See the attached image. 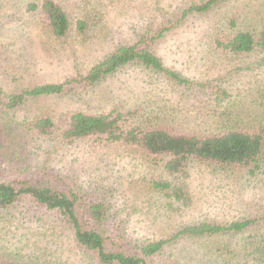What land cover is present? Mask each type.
<instances>
[{"label":"rangeland","instance_id":"rangeland-1","mask_svg":"<svg viewBox=\"0 0 264 264\" xmlns=\"http://www.w3.org/2000/svg\"><path fill=\"white\" fill-rule=\"evenodd\" d=\"M55 1L70 23L63 38L53 36L39 8L30 6L41 0H0V99L36 85L70 80L60 94L30 98L13 109L3 107L0 123L6 137L0 180L24 177L74 191L82 206L102 203L103 218L94 227L100 228L108 248L114 239L117 247L136 249L144 241L167 238L181 226L200 221L230 223L264 216V166L250 175L245 168L190 159L183 173L171 177L139 150L92 139L67 143L57 137L59 132L43 136L23 125L40 116L57 123L71 110L125 112L131 107L137 109L142 125L152 123L176 133L206 135L255 125L264 117V50L236 55L216 49L211 41L219 27L220 33L233 31L226 24L230 18L240 29L262 23L264 0H225L179 22L182 10L199 0ZM80 19L87 23L84 35L75 31ZM170 25L152 50L191 85H177L136 64L91 85L75 82L118 46L134 44ZM154 175L185 183L187 204L151 189L148 182ZM256 235H264V224L235 235L177 239L156 260L261 264V256L250 254L248 247ZM4 253L35 264H96L58 218L25 200L0 211V254Z\"/></svg>","mask_w":264,"mask_h":264},{"label":"trees","instance_id":"trees-1","mask_svg":"<svg viewBox=\"0 0 264 264\" xmlns=\"http://www.w3.org/2000/svg\"><path fill=\"white\" fill-rule=\"evenodd\" d=\"M223 1L225 0L192 2L182 10L177 22L184 20L191 13L207 12ZM30 6L32 9L39 8L53 36L63 38L68 34L69 20L55 0H41L38 6L35 4ZM261 22L240 29L235 19L230 18L226 24L228 29L232 28L233 31L230 34L220 33L222 29L219 27L212 37L211 44L216 49L236 55L253 50H264V21ZM86 24L84 20H78L75 31L84 35ZM171 26H163L155 35L141 36L134 44L118 46L94 64L85 75H79L75 82L91 85L126 65L136 64L164 76L177 85L183 87L191 85L189 79L166 67L152 50V44L161 39ZM68 84L70 80L45 83L10 94L4 97L6 98L4 101L0 99V112L3 107L13 109L30 98L60 94ZM136 114L137 109L134 107L125 112L116 109L97 113L71 110L62 113L57 123L50 116H40L24 121L23 125L28 131L43 136H52L55 132H59L57 137L67 143L92 139L118 143L139 150L149 158L150 162L160 165L164 173L171 177L183 173L184 166L190 159L245 168L250 175H254L257 169L264 166V117L248 128L229 127L222 132L202 135L171 132L147 122L142 125ZM5 137L6 127L0 123V160ZM148 185L173 202L187 204L189 201L187 186L182 181H172L161 175H154ZM22 200L28 201L35 208L45 209L58 218L72 235L75 244L90 253L96 264H155L163 250L177 239L235 235L264 224V216L243 218L230 223L200 221L181 226L167 238L144 241L136 249L117 247V241L114 239L113 246L108 248L106 237L100 228L94 227L103 218L102 203L94 201L82 206L78 204L77 194L74 191L60 190L52 184L41 181L32 183L24 177L0 180V211L13 207ZM78 209L82 210L81 214ZM255 238L248 244L252 250L250 254L261 256V264H264V235H256ZM108 240L111 239L108 237ZM0 264H35V262H31L26 257L14 258L4 253L0 254Z\"/></svg>","mask_w":264,"mask_h":264}]
</instances>
